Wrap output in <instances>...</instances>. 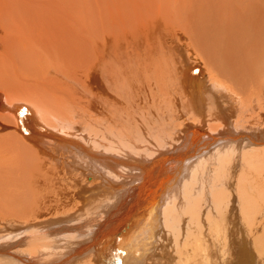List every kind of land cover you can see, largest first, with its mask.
Instances as JSON below:
<instances>
[{
  "label": "bare ground",
  "instance_id": "bare-ground-1",
  "mask_svg": "<svg viewBox=\"0 0 264 264\" xmlns=\"http://www.w3.org/2000/svg\"><path fill=\"white\" fill-rule=\"evenodd\" d=\"M0 213V264H264V0H0Z\"/></svg>",
  "mask_w": 264,
  "mask_h": 264
},
{
  "label": "rangeland",
  "instance_id": "rangeland-1",
  "mask_svg": "<svg viewBox=\"0 0 264 264\" xmlns=\"http://www.w3.org/2000/svg\"><path fill=\"white\" fill-rule=\"evenodd\" d=\"M196 62H198V60H195ZM198 66H200V68L202 69L201 71H200V73H201V75H203V72L205 73V67H204V64H198ZM53 174V173H52ZM47 176H46V179L44 180V182H42L39 186H37V187H34V188H28V189H25V190H23L22 191V194L23 193H25V192H27V191H29V189H31L30 191H31V196H35L36 197V200H38V195L40 194V192H41V187L43 186V185H45V184H47ZM30 196V197H31ZM24 197V196H23ZM1 214V213H0ZM1 218H0V225H7V223H9L8 221H5V218L6 217H2V216H0ZM3 221V222H2ZM7 222V223H6ZM5 223V224H4ZM235 227V226H234ZM237 228V229H236ZM236 228H234V230L236 229V230H240V227L238 226V225H236ZM4 232H3V236H0V238L2 239L3 237H5V236H7V235H10L11 233H12V231L11 232H6L5 231V227H2L1 228ZM177 233V232H176ZM255 234V235H254ZM253 234V238H254V242H255V239H257V241L259 240L258 238V235H257V233H254ZM168 236L167 237H170L171 236V238L173 239V238H175V233L173 234V233H170V234H167ZM257 237V238H256ZM237 238L239 239V236H237ZM264 238V237H263ZM262 238V239H263ZM238 239H236V243H234L233 245L235 246L234 247V251L237 253V250L239 249V245H238V243H239V241H238ZM161 243V242H160ZM163 244V243H162ZM165 244H167L166 242H164V246L162 247V249L161 248H159L158 249V254L157 253H154V252H157V250L156 251H154V252H152L148 257L149 258H147L143 263L144 264H170L171 263V261H170V255L168 254V249L169 250H171V248H168ZM257 247V246H256ZM163 249H165V250H163ZM162 250V251H161ZM164 251H167V253L166 252H164ZM234 252V253H235ZM166 253V254H165ZM257 255H259V256H262V254L260 255V254H257ZM112 256H114L113 258L114 259H116V257H115V255L114 254H112ZM74 256H72V258H73ZM147 256H145L144 258H146ZM261 259H263L264 260V257L262 256L261 257ZM26 260V259H25ZM24 260V261H25ZM144 260V259H143ZM113 262H115V261H113ZM64 263H67V262H64ZM86 263H89V259H82V258H80L79 259V262L77 263H74V264H86ZM63 264V263H62ZM68 264H70V263H68Z\"/></svg>",
  "mask_w": 264,
  "mask_h": 264
}]
</instances>
